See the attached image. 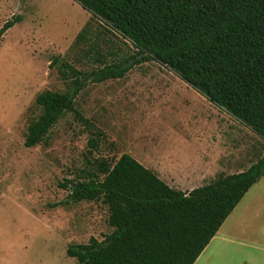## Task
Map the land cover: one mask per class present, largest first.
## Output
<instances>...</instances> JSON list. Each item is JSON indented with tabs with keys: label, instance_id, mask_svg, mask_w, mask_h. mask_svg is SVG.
<instances>
[{
	"label": "rangeland",
	"instance_id": "obj_1",
	"mask_svg": "<svg viewBox=\"0 0 264 264\" xmlns=\"http://www.w3.org/2000/svg\"><path fill=\"white\" fill-rule=\"evenodd\" d=\"M17 15L20 22L0 36V264H80L68 246L113 231L102 200L64 203V184L89 165L92 132H103L95 156L129 153L139 162H168L167 169L184 162L204 169L196 184L246 170L264 155L257 133L156 60L134 65L123 78L90 82L76 99L90 124L69 112L45 143L27 147L28 127L41 114L37 96L68 89L60 65L93 67L83 53L88 45L75 46L92 16L74 0H0V28ZM102 43L118 58L137 52L121 35L108 33ZM253 203L239 217L241 243L217 239L195 264H264V198Z\"/></svg>",
	"mask_w": 264,
	"mask_h": 264
},
{
	"label": "trees",
	"instance_id": "obj_2",
	"mask_svg": "<svg viewBox=\"0 0 264 264\" xmlns=\"http://www.w3.org/2000/svg\"><path fill=\"white\" fill-rule=\"evenodd\" d=\"M74 1L92 16L75 46L88 45L83 53L93 67L84 70L68 61L60 65L68 89L37 96L41 114L28 127L27 147L45 143L69 112L90 124L76 107L80 92L90 82L123 78L134 65L151 60L170 68L264 140V0ZM20 20L19 15L7 20L0 36ZM94 20L103 29L95 28ZM108 33L130 40L137 52L122 58L113 50L105 53L102 41ZM59 60L55 57L51 66ZM92 133L85 156L89 165L64 184L70 187L64 203L102 200L113 231L103 240L70 244L67 255L80 264H195L264 177L263 155L242 172L220 173L183 191L129 153L113 159L95 156L103 132Z\"/></svg>",
	"mask_w": 264,
	"mask_h": 264
},
{
	"label": "crops",
	"instance_id": "obj_3",
	"mask_svg": "<svg viewBox=\"0 0 264 264\" xmlns=\"http://www.w3.org/2000/svg\"><path fill=\"white\" fill-rule=\"evenodd\" d=\"M141 163L145 165L147 168H150L154 170L164 181H166L170 186L181 189L183 191H191L197 187L203 186L207 184L202 180V183L196 184L197 177H200L203 175V170H198L197 168H189V165H186V163H174L173 168L167 169L166 164L168 165V162H165V165L162 160H150V159H144V161ZM203 166H206L203 163ZM205 168V167H202ZM244 170H241L239 172H242ZM238 173V172H235ZM185 177V178H184ZM250 195V196H249ZM249 197V198H248ZM260 198H264V177L260 179L256 184H254L250 190L246 193L242 201L238 204V206L234 209L232 214L226 219L216 236L212 239L210 244L206 247V249L217 239L219 240H226V241H236L237 243H241L239 240L240 237L238 235V231H240L241 226L243 225L242 222L239 221L240 215L244 212V209H247V207L250 205V207H253L254 203L253 201L259 200ZM248 199V200H247ZM243 201H246L243 204V211L238 212V208L243 203ZM229 221H232L230 225H228L227 231L224 230L227 223ZM233 230L235 235L229 234L228 232ZM238 238V239H236ZM205 251V250H204Z\"/></svg>",
	"mask_w": 264,
	"mask_h": 264
},
{
	"label": "water",
	"instance_id": "obj_4",
	"mask_svg": "<svg viewBox=\"0 0 264 264\" xmlns=\"http://www.w3.org/2000/svg\"><path fill=\"white\" fill-rule=\"evenodd\" d=\"M141 57H143V54H141V55L138 56V58H141ZM132 62H133V60H131V61L129 62V64H131Z\"/></svg>",
	"mask_w": 264,
	"mask_h": 264
}]
</instances>
